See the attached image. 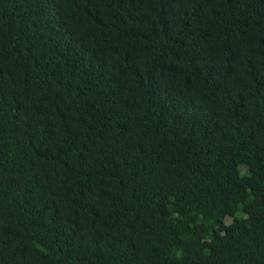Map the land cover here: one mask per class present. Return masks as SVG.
Returning a JSON list of instances; mask_svg holds the SVG:
<instances>
[{
	"label": "trees",
	"instance_id": "16d2710c",
	"mask_svg": "<svg viewBox=\"0 0 264 264\" xmlns=\"http://www.w3.org/2000/svg\"><path fill=\"white\" fill-rule=\"evenodd\" d=\"M0 264H264V0H0Z\"/></svg>",
	"mask_w": 264,
	"mask_h": 264
}]
</instances>
